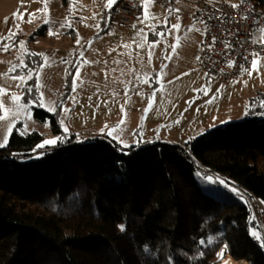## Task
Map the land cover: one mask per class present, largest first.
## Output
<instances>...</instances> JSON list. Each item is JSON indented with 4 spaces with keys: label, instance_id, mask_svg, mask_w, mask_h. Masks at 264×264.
Listing matches in <instances>:
<instances>
[{
    "label": "trees",
    "instance_id": "1",
    "mask_svg": "<svg viewBox=\"0 0 264 264\" xmlns=\"http://www.w3.org/2000/svg\"><path fill=\"white\" fill-rule=\"evenodd\" d=\"M61 1L67 12L70 0ZM250 1L264 10V0ZM114 7L103 23L109 25ZM47 36L43 25L28 40ZM23 62L13 74L37 69L41 55L28 52ZM74 72L71 65L54 112L31 107L33 118L63 141L41 147L43 136L20 134L19 123L0 148V264H216L225 246L234 261L264 264L250 205L254 199L264 209V118L221 124L183 144L121 147L107 136L64 134L60 111ZM22 97L24 104L38 102L34 79ZM197 171L234 184L242 196L214 197Z\"/></svg>",
    "mask_w": 264,
    "mask_h": 264
},
{
    "label": "rangeland",
    "instance_id": "2",
    "mask_svg": "<svg viewBox=\"0 0 264 264\" xmlns=\"http://www.w3.org/2000/svg\"><path fill=\"white\" fill-rule=\"evenodd\" d=\"M155 1L149 8L155 19L141 23L137 18L135 28L118 30L103 23L107 0H70L67 12L61 0H0V88L6 92L0 96V115L6 117L0 120V142L10 123L12 131L21 124L20 134L40 133L42 145L57 138L50 133L48 123L33 118L31 107V118L25 119L23 110L15 114L16 105L11 101L13 96L22 97L24 85L31 80L26 73L31 72L38 97H43L44 106L40 107L54 112L71 65L75 67L72 87L59 118L64 134L75 133L83 138L107 136L123 147L108 135L109 129L119 126L115 134L128 146L158 140L180 144L221 124L248 116L264 118V67L259 75L254 72L249 77L245 72L238 80L219 82L197 63L196 43L203 28L199 21L186 16L195 12L197 0H175L172 7H162ZM205 2L235 4L237 0ZM169 9L179 11L169 13ZM142 12L143 9L140 16ZM175 24L181 25L180 30L169 33L168 28ZM43 25L47 26L48 36L30 43L29 35ZM161 25L162 29L157 30ZM103 28L107 31L101 33ZM50 30L54 35H49ZM161 32L165 34L159 36ZM15 36H19L15 48L4 51V45L9 46L8 41ZM177 43L179 47L172 54V46ZM28 52L41 55L40 65L24 74H13V67H25L23 58ZM16 76L25 77L26 83L13 79ZM17 103L24 104L22 100ZM223 111L231 115L220 123L217 115ZM211 114L210 121L200 122L202 115ZM45 146L52 145L42 147ZM195 178L203 190L218 199L234 201L242 196L240 189L221 178L199 171ZM261 226L264 234V224ZM221 252L226 254L224 247L215 254L216 264H221Z\"/></svg>",
    "mask_w": 264,
    "mask_h": 264
},
{
    "label": "built area",
    "instance_id": "3",
    "mask_svg": "<svg viewBox=\"0 0 264 264\" xmlns=\"http://www.w3.org/2000/svg\"><path fill=\"white\" fill-rule=\"evenodd\" d=\"M142 0H119L112 10L108 23L117 29H126L133 25L138 16ZM162 7H172L171 0H156ZM233 5L238 7L234 8ZM247 15L248 19H241ZM190 18L204 21L203 37L197 52L198 66L208 75L215 77L221 83L238 80L241 75L240 65L250 66L253 52L264 56V44L260 41L261 33L258 28L264 27V10L255 7L250 0H237L235 4L216 3L201 5L195 12L190 13ZM223 18V22L222 19ZM235 21V22H233ZM215 37V42H213ZM256 40V43H252ZM231 47L226 48V45ZM247 56V61L244 57ZM235 61L234 67H229L230 61ZM222 70V71H221ZM253 215L257 221L260 241L264 243V234L261 224H264V209L262 205L250 200ZM263 230V229H262Z\"/></svg>",
    "mask_w": 264,
    "mask_h": 264
},
{
    "label": "snow or ice",
    "instance_id": "4",
    "mask_svg": "<svg viewBox=\"0 0 264 264\" xmlns=\"http://www.w3.org/2000/svg\"><path fill=\"white\" fill-rule=\"evenodd\" d=\"M244 2V0H242V3ZM116 3V0H107L106 2V5L105 7H110L112 4ZM154 3V0H142V4H141V8L143 9V12H142V15L140 17H138V19L140 20L141 23H145L147 22L148 20L150 19H155V17L150 13L149 11V8L150 6ZM234 8L238 7L237 5H233ZM71 10V9H70ZM44 11L46 13L47 11V4L45 3V8H44ZM169 13L173 12V11H176L178 12L179 10L178 9H169L168 10ZM14 15H17V14H14ZM222 19V22H223V18L221 17ZM241 19L243 20H247L248 19V16L247 15H244L241 17ZM29 23L31 22V20L28 21ZM47 23V21H45ZM201 23H205V27L207 28V24L206 22L204 21H200ZM235 22V21H233ZM136 25L134 24L133 25V28H135ZM180 27L181 25L180 24H175V25H171L170 28H168V32L171 33L174 30L176 31H179L180 30ZM192 29H189V31H191ZM197 31H199V29H196ZM258 31L261 33V36H260V41L262 44H264V27H260L258 28ZM165 33H158L159 36H163ZM49 35H54V33L50 30L49 31ZM2 39V38H0ZM215 37H213V42H215ZM77 43H79V41H77ZM252 43H256V40H253ZM140 47H142V45H138ZM8 45L5 44L4 45V51H7L8 50ZM125 47H127V45H125ZM179 47V44H174L172 46V54H175V51H176V48ZM228 47H231V45H226V48ZM252 59H251V62H250V66L249 67H245V65H240V68H241V72L242 73H247L249 77L252 76V74L255 72L257 75L260 74V70L262 67H264V56H262L259 52H253L252 54ZM149 57L151 58V53H149ZM170 58V57H169ZM199 59V57L197 58ZM244 59L247 61L248 57L245 56ZM229 67H234L235 66V61H230L229 64H228ZM10 71H15V67H13L12 69H10ZM222 71V70H221ZM26 77L27 79H32V75H31V72H28L26 73ZM13 79H17V80H20L22 83H26V78L25 77H21V76H16V77H13ZM147 82V81H145ZM19 86V85H18ZM28 91H31V89H28ZM204 93L205 95H207V90H204ZM4 94H6L5 90L3 88H0V96H3ZM20 100H23V97H20V96H13L12 97V103L16 105V112L15 114L16 115H19L21 110H23V115L25 117V119H30L31 118V115L28 111V109L30 107H34V106H37V102H29V103H25V104H18L17 102L20 101ZM212 101L209 100L208 103H211ZM39 106L43 107V97L41 96L40 99H39ZM0 109H3V101L0 100ZM49 110H52V109H49ZM6 119V117L4 115H0V120H4ZM123 123V121H121V124ZM61 125L63 126V121H61ZM47 127V124L45 125ZM108 126L105 125V128H107ZM12 128H13V124H9V127H8V130L3 138V141L0 142V147H3V146H6L7 144V140H8V137L10 136L11 134V131H12ZM26 130V129H25ZM119 126L115 127V128H111L108 130V135L109 136H112L113 139H117L123 147H128V145L126 143H124L123 141H120V138L118 135H116L115 133H117V131H119ZM65 133L67 132V129L65 128L64 129ZM103 131V129H102ZM63 137H57L55 139H52V140H46L43 142V145H40L41 147L44 146V145H56L58 142H62L63 141ZM197 175H199V173H197ZM221 183H227L225 181H221ZM235 191V190H233ZM121 230L123 231L124 230V226L121 225ZM252 235L255 236L256 238H260L257 233L255 231L252 232ZM200 243L203 245L205 243L204 240H201ZM208 243H211V238L209 239ZM262 246H264V243H262ZM226 248V246H225ZM147 250V249H146ZM218 256H223V252L219 253Z\"/></svg>",
    "mask_w": 264,
    "mask_h": 264
},
{
    "label": "crops",
    "instance_id": "5",
    "mask_svg": "<svg viewBox=\"0 0 264 264\" xmlns=\"http://www.w3.org/2000/svg\"><path fill=\"white\" fill-rule=\"evenodd\" d=\"M172 1V3H174L175 2V0H171ZM118 2V0H116V3ZM116 3H114V4H112L110 7H106V10L105 11H107V10H110V9H112L115 5H116ZM196 3H197V7H199V6H201V5H210L209 3H207V2H205V0H197L196 1ZM142 4V3H141ZM173 6V5H172ZM174 7H175V5H174ZM141 10H142V8H141V6H140V9H139V13H138V17L140 16V14H141ZM190 15V13L189 14H187L186 16H188V17H190L189 16ZM138 17H136V19L134 20V22H136V20H137V18ZM200 23V22H199ZM134 24V23H133ZM201 24V23H200ZM202 25V24H201ZM133 26V25H132ZM131 26V27H132ZM162 26V25H161ZM157 27H159V26H157ZM130 28V27H129ZM202 28H203V26H202ZM115 29H117V28H115ZM127 29V28H126ZM118 30H121V29H118ZM201 31H203V29L201 30ZM202 36H203V32L201 33V36L199 35V40L197 41V43H196V45L197 46H199V44H200V42H201V40H202ZM197 49V48H196ZM200 104V103H199ZM202 105L200 104L199 105V108L201 107ZM231 115V112H226V111H223L222 113H219L218 115H217V118H218V120L217 121H221L220 123H223L224 121H226L227 120V118L229 117ZM202 119H204V120H202V119H200V122L202 123V124H204V122H207V121H210L212 118H213V114H211V116L209 117V116H203L202 115V117H201ZM166 140H158V142H164V143H169V142H165ZM145 142H147V141H145ZM173 144H175V143H173ZM180 144H183V143H180Z\"/></svg>",
    "mask_w": 264,
    "mask_h": 264
},
{
    "label": "bare ground",
    "instance_id": "6",
    "mask_svg": "<svg viewBox=\"0 0 264 264\" xmlns=\"http://www.w3.org/2000/svg\"><path fill=\"white\" fill-rule=\"evenodd\" d=\"M221 264H247L245 261H234L230 256L224 255Z\"/></svg>",
    "mask_w": 264,
    "mask_h": 264
}]
</instances>
